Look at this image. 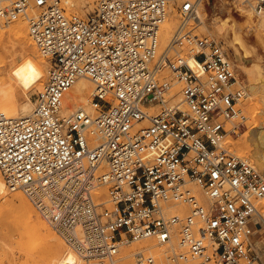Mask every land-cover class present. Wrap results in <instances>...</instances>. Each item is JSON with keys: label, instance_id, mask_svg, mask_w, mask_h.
<instances>
[{"label": "built area", "instance_id": "1", "mask_svg": "<svg viewBox=\"0 0 264 264\" xmlns=\"http://www.w3.org/2000/svg\"><path fill=\"white\" fill-rule=\"evenodd\" d=\"M204 2L99 0L86 17L67 15L61 0H16L0 9L2 27L27 20L51 63L29 117L0 113V174L10 190L26 194L78 264H157L149 249L122 255L152 239L169 248L172 261L262 264L252 237L264 221L256 205L264 177L223 147L246 119L237 106L247 94L234 88L223 43L196 32ZM244 2L264 16V0ZM171 7L180 23L161 48ZM166 72L182 85L180 99L169 95ZM80 78L95 87L96 117L63 116ZM93 136L100 138L95 147ZM105 186L106 199L99 195Z\"/></svg>", "mask_w": 264, "mask_h": 264}, {"label": "rangeland", "instance_id": "2", "mask_svg": "<svg viewBox=\"0 0 264 264\" xmlns=\"http://www.w3.org/2000/svg\"><path fill=\"white\" fill-rule=\"evenodd\" d=\"M14 1L16 0H0V9L8 7ZM89 1L90 0H61V5L65 9L67 15H78L81 17H86L94 11L99 0H91V3ZM241 8H244L245 11H241ZM170 9L172 11V14H174L176 17L178 27L180 18L177 14L176 7H172ZM36 12L37 11H32L31 15L35 14ZM203 14H205L204 23H200V25L197 26V34L204 37L216 39L223 43L224 48L231 61L233 62L236 70L237 83L234 85V88L244 89L247 94V96L242 99L240 104L237 106V109L241 112V116L246 117V119L243 121L241 127L237 129L235 133L231 134L234 142H242L244 134L250 128L249 125L253 126V123H250L252 121L254 122V116L255 119L257 118V122L259 121L258 127L264 126V107L261 111H257L253 114H251L248 111L249 109H247L246 107L248 103L251 104L254 102H260V106L264 105L263 103L261 104L262 100L251 87L250 81V71H253L256 67H259L261 69V78L264 80V31H261V33L263 34V40L262 42H260L256 35L255 27L253 28V26H255L259 22L260 17L249 4L244 2V0H205L204 5L200 9V16H202V19ZM20 19L21 21H25V23L29 26V23L26 19L19 18L17 21H19ZM17 21L13 22L10 26L14 25ZM10 26H0V29L2 28L4 31H6V28L9 29ZM167 43L161 45V48H164ZM0 47L2 48L3 44H0ZM8 49L10 50L9 53L3 52L2 55V60L6 63V66L4 65V63L1 64L2 66L4 65L1 70L5 71L4 74L6 78H8L11 74L12 64L17 62L18 60H21L22 58H33L35 56L32 48L29 45L20 42H15V44L11 46L9 45ZM38 52L43 59L45 58V64H42L44 69L46 70L44 81L35 86H32L29 89L24 90L19 88L17 91L19 104L24 103L25 101L32 102L33 109L34 98L43 87L42 85H44L48 80V71L51 66L49 58L45 57L40 52V50H38ZM165 75L171 81H173V77L169 72H166ZM4 90L5 81L0 80V96L4 94ZM181 90L182 85L173 81V87L169 95L176 96L178 99H180L176 93H180ZM262 99H264V97ZM159 109L160 107L156 106L152 109H149L148 112L151 114H155ZM0 111L2 110L0 109ZM91 115H93V117H96L98 115V112L95 108ZM240 121L241 120L239 117L236 122L239 123ZM223 147L239 158L248 161L254 168L256 167L258 169L259 173H262L264 175V146L263 150L260 152L259 157L251 156V152H249L248 150H245L243 153L238 151L235 146L228 143V139L226 137L223 141ZM0 176L2 177L1 174ZM4 184L5 192L8 194V196H11L19 191L26 196L23 191L10 190L5 182ZM190 187L194 188V185ZM196 191L197 193H199L198 190ZM99 195H102V197H104L105 199L108 198V186L103 187L100 190ZM28 200L30 201L29 198ZM261 200L257 201L256 205L260 214L264 218V209L260 205ZM34 208L38 213V210L35 206ZM38 214L42 218V220H44L40 213ZM257 228L258 229H255L254 235L252 237V242L254 245V251L260 257L262 264H264V221H260V225H258ZM149 244L157 245L154 239L150 240ZM149 244H146V241L131 243L130 245L122 248V255L129 256L134 252L147 250L149 248L147 245ZM261 244L263 245V248L262 250H259L258 245L261 246ZM158 247L148 252L149 254H152L156 257L157 264H182L183 262L185 264H189V262H191L190 264H196L195 261L185 262L172 261L169 259L167 261V255L170 252L169 248H167V246H165L166 248H162L160 246ZM68 248L72 250L70 247ZM0 264H62L58 257L50 255L48 253V247L46 243L30 238L29 228L27 224L22 221V218L14 209H12L7 204H3L2 201H0Z\"/></svg>", "mask_w": 264, "mask_h": 264}, {"label": "bare ground", "instance_id": "3", "mask_svg": "<svg viewBox=\"0 0 264 264\" xmlns=\"http://www.w3.org/2000/svg\"><path fill=\"white\" fill-rule=\"evenodd\" d=\"M241 11H245V9L241 8ZM204 15L205 14H203V19L201 16L202 19L201 24L204 23ZM259 17H260L259 22L255 26H253V28L255 27L256 35L259 41L262 42L263 34L261 33V31H264V16L259 15ZM176 28H177V20L175 15L172 14V11L170 9L163 25L161 26V30L159 34L160 47L161 45H164L170 40ZM1 29H0V44H3V47L2 48L0 47V80L5 81V90L3 91L4 94L0 96V109L2 110L0 111V113H3L10 118L29 117L33 113V103L29 101H25L24 103L19 104L17 91L19 88L24 90L29 89L32 86H35L40 82L44 81L46 70L44 69L42 64L44 63L45 58L43 59L39 54L38 52L39 48L36 45V43L33 42V39L31 38L29 26L25 23V21H21L20 19L14 25L10 26L9 29L6 28L7 29L6 31ZM15 42H20L29 45L32 48V51L34 52L35 56L33 58L30 57L22 58L21 60H18L17 62L12 64L11 74L8 78H6L4 74L5 71L1 70V68L4 65L6 66V63L2 60V55L3 52L9 53L10 51L8 49L9 45L10 46L14 45ZM3 63L4 65L2 66L1 64ZM48 75H49V71H48ZM250 76H251L250 79L251 87L262 100L261 104L262 103L264 104V99H262L264 97V80L261 78L262 76L261 69L259 67H256L253 71H250ZM45 84L42 86L44 87ZM94 89L95 88L91 81H89L86 78H80L65 96L64 99L65 108L63 110V116L70 115L71 113H74L76 111H84L91 115L92 112L94 111V106L92 103V96L94 94ZM176 94L179 98H181V91L180 93L178 92ZM259 103L260 102L258 103L254 102L251 104L248 103L246 107L247 109H249L248 111L251 114H253L257 111H261L262 108L264 107V105L260 106ZM150 115H153V113L152 114L150 113ZM253 120L254 122L252 121L250 123V124L253 123V126L249 125L250 128L244 134L242 142H237V141L234 142L232 135L230 134L227 135L226 138L228 139V143L235 146L238 151L243 153L245 150H248L249 152H251V156L259 157L260 152L263 150V146H264V126H262L263 128L258 127L259 121L257 122V118L255 119V116L253 117ZM93 137L94 138H92L90 141L91 147H95L100 144V138L95 136ZM260 174L264 177L262 173ZM0 201H2L3 204H7L12 209H14L18 213V215L22 218V221L27 224L29 228L30 238H33L34 240L42 241L47 244L48 253L50 255H54L58 257L59 260L62 262V264L79 263V259L75 251L73 249H72L73 251L70 250L68 246H66L65 241L58 236V234L54 231V229L51 226H49V224H47L45 220H42V218L38 214L39 212L37 213L33 204L28 200V198L22 192L19 191L11 196H8V194L5 192V184L1 176H0ZM260 205L264 209V198L261 200ZM182 208L183 207L177 206L174 210L181 211L183 210ZM149 243L150 240H146V244ZM147 246L149 247L147 248L151 251L152 249L158 247L155 244H149ZM258 246H259V250H262L263 245L261 244V246L260 245ZM162 248H166V247L164 246ZM190 263L191 262H189V264Z\"/></svg>", "mask_w": 264, "mask_h": 264}]
</instances>
